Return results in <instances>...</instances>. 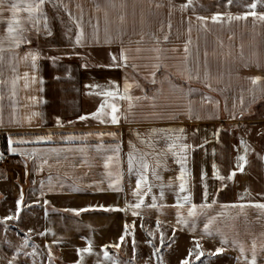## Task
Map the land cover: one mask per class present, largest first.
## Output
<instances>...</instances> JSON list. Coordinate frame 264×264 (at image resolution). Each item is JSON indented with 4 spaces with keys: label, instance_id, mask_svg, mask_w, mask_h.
Returning <instances> with one entry per match:
<instances>
[{
    "label": "crops",
    "instance_id": "obj_1",
    "mask_svg": "<svg viewBox=\"0 0 264 264\" xmlns=\"http://www.w3.org/2000/svg\"><path fill=\"white\" fill-rule=\"evenodd\" d=\"M50 1L77 45L114 62L54 71L36 42L53 34L45 0L5 4L0 226L31 264H116L106 246L146 224L264 264V0L204 13L194 0Z\"/></svg>",
    "mask_w": 264,
    "mask_h": 264
},
{
    "label": "rangeland",
    "instance_id": "obj_2",
    "mask_svg": "<svg viewBox=\"0 0 264 264\" xmlns=\"http://www.w3.org/2000/svg\"><path fill=\"white\" fill-rule=\"evenodd\" d=\"M184 1L190 6V0ZM221 5V0H194L193 6L189 9L204 13L209 9L220 10ZM45 6L48 15L52 17L53 34L43 38L37 37L36 42L43 49L49 63L54 66L52 67L54 71H56L58 63L69 65L79 63L85 69H99L100 67H107L100 65L104 63L98 64L99 61L114 62L113 49L107 51L105 50L106 46H100L98 49L101 50L95 51L92 46L81 47L76 44L75 35L67 32L71 29L67 26V21L65 22L63 19L65 10L62 4L45 0ZM129 24L131 25V21L127 20L125 8L118 3L117 26L119 27V33L121 34L120 29L122 27L125 28ZM122 37L126 36L122 35ZM94 55L101 57L96 60L97 58H94ZM124 68L133 74L131 68L128 66H124ZM170 68L172 71L175 70L173 66H170ZM25 247L24 244L15 241L12 228L0 226V264H31L30 251ZM19 248H21V256L17 254L20 253ZM116 250L120 253V256L110 254L116 264H184L185 261L188 264H232L228 253L218 251L216 248H208L202 243L180 236L159 224L157 226L147 224L142 226L138 235H133L131 242L125 245L122 244L121 248Z\"/></svg>",
    "mask_w": 264,
    "mask_h": 264
},
{
    "label": "snow or ice",
    "instance_id": "obj_3",
    "mask_svg": "<svg viewBox=\"0 0 264 264\" xmlns=\"http://www.w3.org/2000/svg\"><path fill=\"white\" fill-rule=\"evenodd\" d=\"M6 3H8V0H0V15H2L3 8H4ZM43 3H44V0H39V4H43ZM229 3H231V0H229ZM17 7H18L17 3H15V2L11 3V10L13 12V15H15V10L17 9ZM252 7L254 8L255 4H253ZM30 8H31V5H30ZM252 14L255 15V13H252ZM219 18H220L219 14H217L216 16L213 17V21L216 22V21L219 20ZM242 18H246V17H236V19H242ZM201 19H203V18H201ZM261 19H264V17H261ZM17 25H19L18 21H17ZM8 31H9V33H12L14 31L13 26H12V22H9ZM79 42H80V37H77V43H79ZM33 59H35V57H33ZM258 79L259 78H255L253 80V83H256L258 81ZM125 90L127 91V86H126ZM106 95H112V94L111 93H106ZM102 109H103V105H101V110ZM116 111H117L116 107L113 106L112 107V112L115 113ZM82 119H83V117H82ZM111 121H112V123H117L118 122V117L116 115H112ZM240 159L243 160L244 157H240ZM131 163H132V158L129 157V166H130V168H131ZM180 188H181V190H183L184 185L181 184ZM135 207H137V208L140 207V204H137ZM257 207L264 208V205H257ZM133 214H135V213H133ZM193 214H194L193 212L189 213V215H193ZM121 239H123V237H121ZM83 251H90V249H85ZM218 251H222V250H218ZM184 264H188V262L185 261ZM253 264H254V262H253Z\"/></svg>",
    "mask_w": 264,
    "mask_h": 264
},
{
    "label": "trees",
    "instance_id": "obj_4",
    "mask_svg": "<svg viewBox=\"0 0 264 264\" xmlns=\"http://www.w3.org/2000/svg\"><path fill=\"white\" fill-rule=\"evenodd\" d=\"M122 243L119 242L116 246H106V250L109 254L115 256V255H119L120 253L116 250L117 248H121Z\"/></svg>",
    "mask_w": 264,
    "mask_h": 264
},
{
    "label": "built area",
    "instance_id": "obj_5",
    "mask_svg": "<svg viewBox=\"0 0 264 264\" xmlns=\"http://www.w3.org/2000/svg\"><path fill=\"white\" fill-rule=\"evenodd\" d=\"M6 159V156L2 152H0V167L5 164Z\"/></svg>",
    "mask_w": 264,
    "mask_h": 264
}]
</instances>
